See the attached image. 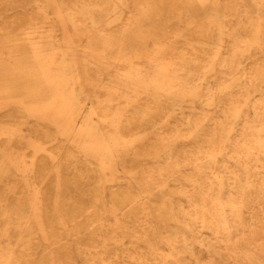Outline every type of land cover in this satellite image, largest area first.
<instances>
[{"label":"bare ground","instance_id":"bare-ground-1","mask_svg":"<svg viewBox=\"0 0 264 264\" xmlns=\"http://www.w3.org/2000/svg\"><path fill=\"white\" fill-rule=\"evenodd\" d=\"M0 106V264H264V0H0Z\"/></svg>","mask_w":264,"mask_h":264},{"label":"rangeland","instance_id":"rangeland-1","mask_svg":"<svg viewBox=\"0 0 264 264\" xmlns=\"http://www.w3.org/2000/svg\"><path fill=\"white\" fill-rule=\"evenodd\" d=\"M52 2L55 1V0H51ZM221 9V8H219ZM198 14L199 16L202 18L204 16H207V15H210V14H213V12L211 11L210 9V6H209V1H207V3L199 8L198 10ZM250 36L252 37V33H250ZM209 39L212 40L213 42H216L218 41L219 39L223 40L224 42L227 41V37L226 35L224 34H220L216 29H213L210 33V36H209ZM234 74H239V70H234V71H228L229 74H232V76ZM107 74H108V77L110 76H113L114 74H120L119 72V69L117 67H112L110 68L108 71H107ZM246 83V82H244ZM222 96H224V91H222L220 94H219V97L221 98ZM197 107L199 108H202L201 104L200 103H197ZM6 108L0 106V124L2 125V114L3 112L5 111ZM257 123V122H256ZM234 124L237 125V122L234 121ZM34 126V123L30 120H28L24 126L21 127V129L18 131V132H7V135L9 136V138L11 139V142H15V140L17 139H23L22 141L25 142L24 138L27 136L28 132H29V129L30 127H33ZM0 133H1V129H0ZM3 136L1 135L0 136V141L2 140ZM169 159V155L167 154H163V155H160L157 159V161L159 162H162V163H166ZM78 163L80 164L82 162V159L79 158L77 159ZM154 163V162H151V164ZM16 174L14 172L13 169H11L8 173V175L6 176L8 179V181L10 183H13L17 178L15 177ZM19 179H22V180H25L27 182V189L26 191L29 193L31 190H32V186L34 183L38 182V179H34V176L31 175V174H21L20 176H18ZM66 178H67V184L66 186H68V190H69V194L71 195L70 197H72V199H75L78 195L77 192H74L75 191V183L78 182V180L81 178V182H82V186L86 189V190H89L91 189V187L94 186L95 184V176L94 175H89V176H80L79 177V174L74 170H67L66 171ZM121 178L122 175L121 174H118V176L116 175V178H115V181H119V182H124L126 181L125 178H123L124 180H122ZM118 179V180H117ZM134 187H136V185L133 183V182H130ZM37 185V184H36ZM55 195H58V193L56 192ZM4 196V193H3V188L0 187V198ZM5 198L7 199L8 203L10 202V204H12L14 202V196L13 194H8L5 196ZM164 198H165V195L163 194H159V195H156L155 198H153L152 200V204H153V207H156L157 205H160L163 201H164ZM137 201L140 205H145L147 202V198L144 196V195H138L137 197ZM110 200L108 199V195L107 197L105 198V206L106 207H109L110 205ZM23 211V208H21L20 210H18V212L16 213H19V212H22ZM14 215H15V211L13 210L12 212V216H11V220H14ZM152 221L155 225L157 226H160V223L157 219V215L155 213H153V218H152ZM3 222H6V221H3ZM2 224V223H1ZM105 224H106V227H107V230H106V235L108 234H111V233H114V231H116V228L114 227V219L110 216L108 217L106 220H105ZM130 225H134L133 223H131ZM121 232V227L120 225L118 224V234ZM71 241V240H69ZM130 239L127 238L125 240V242H129ZM152 244H153V248H156L160 254V256H164L163 254H166L168 251H169V247L162 241L160 240H156L154 239L152 241ZM143 249L145 247V245H140ZM144 246V247H143ZM72 249H75V248H72ZM121 251V250H120ZM34 254H35V257H38L40 258L41 257V254H42V249L41 248H36L35 251H34ZM184 257H185V263L186 264H202L201 261L203 260H206L208 258V252L206 249L202 248L201 246H199L198 244H194L191 248V250L189 252H184ZM22 264H31V262H23ZM74 264H86L85 263V258H83L82 256L80 255H76L74 257ZM153 264V263H151Z\"/></svg>","mask_w":264,"mask_h":264}]
</instances>
